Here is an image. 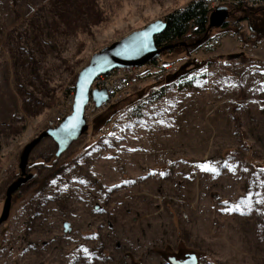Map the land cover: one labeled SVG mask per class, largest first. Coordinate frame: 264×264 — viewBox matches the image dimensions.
<instances>
[{"label": "rangeland", "instance_id": "374dc122", "mask_svg": "<svg viewBox=\"0 0 264 264\" xmlns=\"http://www.w3.org/2000/svg\"><path fill=\"white\" fill-rule=\"evenodd\" d=\"M60 1L0 0V216L24 147L71 113L93 54L193 0H112L109 18L83 33L60 27L54 46L46 22ZM230 12L238 26L213 28L192 54L163 53L125 96L91 110L57 161L52 138L32 150L35 177L0 226V264H172L189 253L264 264V12Z\"/></svg>", "mask_w": 264, "mask_h": 264}, {"label": "water", "instance_id": "95a60500", "mask_svg": "<svg viewBox=\"0 0 264 264\" xmlns=\"http://www.w3.org/2000/svg\"><path fill=\"white\" fill-rule=\"evenodd\" d=\"M230 15L231 12L226 6H216L211 15L209 30L202 39L206 38L213 28L224 24ZM166 26L165 19L155 20L93 54L88 65L78 75L71 113L65 116L58 126L45 129L24 147L19 164L20 175L7 188L0 226L10 217L14 194L35 177L34 173L28 170L32 150L45 138H52L58 146L56 155L61 156L66 152L89 129L86 116L89 102L93 100L96 106L101 108L109 100L106 89L93 87L96 79L116 68L149 64L166 49L177 46L178 44H157L156 37Z\"/></svg>", "mask_w": 264, "mask_h": 264}, {"label": "trees", "instance_id": "16d2710c", "mask_svg": "<svg viewBox=\"0 0 264 264\" xmlns=\"http://www.w3.org/2000/svg\"><path fill=\"white\" fill-rule=\"evenodd\" d=\"M226 7L233 12L243 11L245 16L242 19H249L251 15L257 12H264V6L249 7L244 4V1H241L238 5L234 4ZM113 9L112 0H61L60 3L57 4V9H55L57 11L47 19L46 24L50 31H52L49 36L53 38L47 36L46 39L54 45L55 34L57 37L59 28L63 26L66 30L68 29V31L71 30L72 32L76 31L78 33L86 32L87 28L95 24L98 20L101 21L103 18L105 21L106 17L109 18ZM214 9L215 7L211 5V0H193L187 6L171 12L165 18L167 23L166 29L156 37V42L159 46L170 44L178 45L163 51L156 59L149 63V66H156L159 57L165 52H173L183 48L188 54H192L194 51L208 45L213 38L211 33H209L206 38H202L205 37L209 30L211 15ZM62 20L65 21L63 22ZM240 20L241 19L238 18L231 22L230 18H228L224 24L217 27L226 28L228 25L238 26ZM181 44H186V46H182ZM189 82L191 84V81ZM59 157L60 156L55 155L52 162L55 160L57 161ZM60 165H62V163H60L59 166ZM46 178L34 180L33 191L37 188L40 190L45 187L47 184ZM24 185L26 186L27 184ZM23 187L14 194L12 205H15L18 199H20L19 193L22 191ZM29 192L31 194L32 190ZM168 260L172 264H177V262L181 264H198V257L195 253H189L184 258L170 256Z\"/></svg>", "mask_w": 264, "mask_h": 264}, {"label": "built area", "instance_id": "2783aa9c", "mask_svg": "<svg viewBox=\"0 0 264 264\" xmlns=\"http://www.w3.org/2000/svg\"><path fill=\"white\" fill-rule=\"evenodd\" d=\"M249 4L250 6H256L259 3H263L264 0H241ZM220 6V5H218ZM149 64L140 67H120L116 68L106 74L99 76L93 87L98 89H106L109 100L106 102L101 108H98L93 100H91L86 109V116L89 115L91 110L103 109L106 106L110 105V103L115 102L116 100L125 96L130 89L134 86V81L139 71L148 67ZM74 94H72V99H74ZM65 116L62 118L51 119L52 121L48 124L49 127L58 126L63 120ZM114 122H109L106 127V130H110Z\"/></svg>", "mask_w": 264, "mask_h": 264}, {"label": "snow or ice", "instance_id": "6c2138e0", "mask_svg": "<svg viewBox=\"0 0 264 264\" xmlns=\"http://www.w3.org/2000/svg\"><path fill=\"white\" fill-rule=\"evenodd\" d=\"M202 167H204L205 170L216 171V169L213 168L211 165L205 164ZM237 207H239V206H237Z\"/></svg>", "mask_w": 264, "mask_h": 264}, {"label": "flooded vegetation", "instance_id": "af4514ba", "mask_svg": "<svg viewBox=\"0 0 264 264\" xmlns=\"http://www.w3.org/2000/svg\"><path fill=\"white\" fill-rule=\"evenodd\" d=\"M30 172V171H29ZM20 175V174H19Z\"/></svg>", "mask_w": 264, "mask_h": 264}]
</instances>
